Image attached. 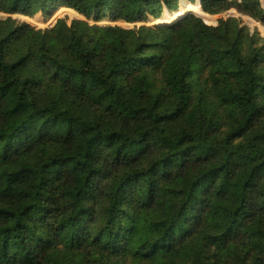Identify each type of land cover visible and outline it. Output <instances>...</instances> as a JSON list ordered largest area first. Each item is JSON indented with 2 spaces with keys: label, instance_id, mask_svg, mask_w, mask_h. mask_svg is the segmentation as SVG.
I'll return each mask as SVG.
<instances>
[{
  "label": "trees",
  "instance_id": "16d2710c",
  "mask_svg": "<svg viewBox=\"0 0 264 264\" xmlns=\"http://www.w3.org/2000/svg\"><path fill=\"white\" fill-rule=\"evenodd\" d=\"M199 1L0 0V264H264V41L200 18L264 9Z\"/></svg>",
  "mask_w": 264,
  "mask_h": 264
},
{
  "label": "rangeland",
  "instance_id": "374dc122",
  "mask_svg": "<svg viewBox=\"0 0 264 264\" xmlns=\"http://www.w3.org/2000/svg\"><path fill=\"white\" fill-rule=\"evenodd\" d=\"M180 3H181V0H180ZM180 3H179V5H180ZM260 3H261V0H260ZM186 12H188V11H186ZM202 12H203L204 17H202V15H201V18L207 24L215 25L217 23L218 19H220V21L223 22L224 24L227 23L228 21H233L237 26L245 27L251 35L258 36L264 41V23L255 21L247 15H243V14H240L238 12H235L233 9H230L228 11H224L222 13H214L210 10H203L202 9ZM39 14H40V19L42 21H46V23H44L43 25H37V24L33 23L31 20L24 18L23 15H20V14H11L10 16L12 18L19 20L20 22H27V23L31 24L32 26H35L36 28H41V29L46 28V27H51L56 22V20L59 18L65 19V21L68 24L73 19L87 20L92 25L94 23H96L93 19H86L84 16L80 15L78 12L74 11L73 9L65 8V7H61L58 10H56L50 18H47L46 16H44L41 12ZM6 16H9V15L4 14V13H0V18L6 17ZM34 17H35V15L33 17H30V18H34ZM49 19H51V21ZM97 23L100 25L109 24V23L115 24V23L109 22L106 19L101 20L100 22H97ZM116 23L118 25H121V26L126 27V28H132L134 25L139 26L141 24H146V25L162 24L156 19H153L152 21H150L149 18L143 22H136L133 24L132 23H125V22H116Z\"/></svg>",
  "mask_w": 264,
  "mask_h": 264
},
{
  "label": "water",
  "instance_id": "95a60500",
  "mask_svg": "<svg viewBox=\"0 0 264 264\" xmlns=\"http://www.w3.org/2000/svg\"><path fill=\"white\" fill-rule=\"evenodd\" d=\"M200 3L199 0H196ZM180 3V2H179ZM261 7L264 9V0H261ZM235 11V10H234ZM236 12V11H235ZM198 16V15H197ZM200 17V16H199ZM201 18V17H200ZM202 19V18H201ZM252 19V18H251ZM203 20V19H202ZM204 21V20H203ZM205 22V21H204ZM206 23V22H205Z\"/></svg>",
  "mask_w": 264,
  "mask_h": 264
}]
</instances>
